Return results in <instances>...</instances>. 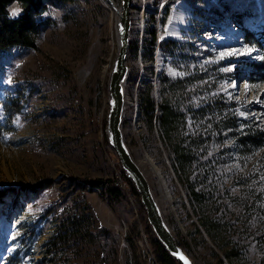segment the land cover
I'll return each mask as SVG.
<instances>
[{
    "label": "rangeland",
    "instance_id": "374dc122",
    "mask_svg": "<svg viewBox=\"0 0 264 264\" xmlns=\"http://www.w3.org/2000/svg\"><path fill=\"white\" fill-rule=\"evenodd\" d=\"M131 1L130 43L136 47L126 59L121 126L127 148L148 180L165 223L194 264H259L264 253V146L243 155L234 140L226 139L224 146L209 149L205 172L212 188L204 191L205 216L223 223L214 246L170 165L166 145L144 125L140 99L147 89L155 102L165 98L161 77L182 80L197 71L203 84L214 74L213 79L221 78L214 88L226 103L236 105L234 113L252 128L264 129V83L247 78L252 64L263 59L262 50L246 44L230 17L238 13L244 24L260 30L264 0ZM111 2L120 9L121 0ZM222 4L231 9L220 15L215 6L221 9ZM49 5L62 13H56L57 19L39 17L47 27L37 38V49L15 47L0 66V84L20 85L26 96L16 130L0 140V188L53 180L50 187L21 195L4 210L10 223L6 235L14 241L11 250H17L24 228L40 220L42 233L29 256L33 264L39 263L62 212L66 216L85 210L95 240L83 248L78 264H146L152 256L163 264L145 212L115 168L117 156L106 138L117 13L108 0ZM177 14L183 15L185 25L172 36L168 33L175 30L171 22ZM200 169H191L190 177ZM84 178H113L122 200L112 203L101 188L82 189L73 181ZM220 243L223 249H218ZM231 248L237 255L226 259Z\"/></svg>",
    "mask_w": 264,
    "mask_h": 264
},
{
    "label": "trees",
    "instance_id": "16d2710c",
    "mask_svg": "<svg viewBox=\"0 0 264 264\" xmlns=\"http://www.w3.org/2000/svg\"><path fill=\"white\" fill-rule=\"evenodd\" d=\"M57 1L59 0H19V6L23 7L24 12L18 19L9 20L6 9L13 4V0H0V66L3 57L6 56L5 53L15 47L37 49V38L47 27L46 20L39 18L40 13L46 10V6ZM215 9L222 15L231 8L222 4L221 9L217 6ZM237 14L232 13L230 17L237 27L241 28L244 41L248 45L260 48L263 54V59L259 63H251L254 70L248 73L247 78L264 83V28L251 29L244 24L245 17ZM135 47V43H130L128 53L134 52ZM212 75L214 74L208 75L209 83L203 84H200L203 77L197 74V71L192 73L189 71L182 80L161 77V88L166 95L165 98L157 103L151 97V89H147L140 99V117L148 131L153 133L155 130L158 138L166 145L170 165L184 184L195 212L197 214L199 212L201 216L198 217L201 228L212 239L213 245L217 246L219 240L217 233L221 231L223 223L220 224L216 218L210 219L205 216L207 206L204 204L208 195L204 191H210L212 188L209 180L212 178L205 172L206 163L209 161V149L215 145L225 144L226 139H232L240 147V153L243 155L251 153L264 146V129L252 128L248 122H244L234 113L236 105L226 103L224 95L214 88L221 78L213 79ZM23 89L16 84L3 86L0 84V140L16 130V115L23 110V100L26 97ZM189 127L193 132H190ZM113 161L115 168L134 195L140 212H143L135 188L124 174L118 160L115 158ZM211 165L213 164H209ZM193 168H202L194 179L189 175ZM113 180V178L73 179L82 189L101 188L102 194L106 195L108 201L117 204L122 200V194L113 185ZM52 184L53 180L47 178L32 185H9L0 188V264H33L29 256L42 233L40 228L42 221H36L31 228L25 227L17 250L12 251L14 241L9 240L6 235L10 223L9 219L5 218L4 210L15 205L21 195H35ZM77 206L78 203L75 202L74 207ZM84 211L79 210L66 216L65 212L61 211L63 218L57 222L54 233L43 244V257L37 264L41 262L78 264L84 252L83 248L91 246L95 240L90 229L92 224L90 214ZM147 228L150 230L149 226ZM199 233L201 234L202 231ZM153 243L159 250V259L163 264H179L169 256L156 239H153ZM219 245L218 249L222 248V244ZM232 255H237V251L233 248L225 252L224 257L230 259ZM259 264H264V253Z\"/></svg>",
    "mask_w": 264,
    "mask_h": 264
},
{
    "label": "water",
    "instance_id": "95a60500",
    "mask_svg": "<svg viewBox=\"0 0 264 264\" xmlns=\"http://www.w3.org/2000/svg\"><path fill=\"white\" fill-rule=\"evenodd\" d=\"M117 13L116 32L118 38L117 54L110 71L108 81V113L106 116V138L114 150L119 165L135 188L139 202L155 239L163 249L179 264H194L190 256L180 246L165 223L158 204L150 189L148 180L131 156L122 134V117L124 111V83L128 73L126 59L130 46L131 0H121L120 9L108 0Z\"/></svg>",
    "mask_w": 264,
    "mask_h": 264
},
{
    "label": "clouds",
    "instance_id": "9594fccd",
    "mask_svg": "<svg viewBox=\"0 0 264 264\" xmlns=\"http://www.w3.org/2000/svg\"><path fill=\"white\" fill-rule=\"evenodd\" d=\"M8 12V19L15 20L18 19L24 12L23 7L19 6V0H13V4L9 5L6 9ZM62 10L54 8L52 5L46 6V10L40 13L42 18L57 19L56 13Z\"/></svg>",
    "mask_w": 264,
    "mask_h": 264
},
{
    "label": "bare ground",
    "instance_id": "6f19581e",
    "mask_svg": "<svg viewBox=\"0 0 264 264\" xmlns=\"http://www.w3.org/2000/svg\"><path fill=\"white\" fill-rule=\"evenodd\" d=\"M182 16L183 15H181V14H177L173 19H172V22L171 23H173L172 25H173V27L171 26V28H174L175 30H170V27H169V30H170V32L168 33L169 35H171L172 34V36H178V34H177V31H178V28L180 27V26H184L185 24L184 23H182ZM178 22V23H177ZM177 23V24H176ZM172 74L174 75L175 73L174 72H172ZM120 176V175H119ZM118 180L122 183V181H121V179H119L118 178ZM149 264H161L160 262L158 263L157 262V260L156 259H154L153 258V256L152 257H150L149 258Z\"/></svg>",
    "mask_w": 264,
    "mask_h": 264
},
{
    "label": "built area",
    "instance_id": "2783aa9c",
    "mask_svg": "<svg viewBox=\"0 0 264 264\" xmlns=\"http://www.w3.org/2000/svg\"><path fill=\"white\" fill-rule=\"evenodd\" d=\"M145 263H146V264H149L148 258H147V261H146Z\"/></svg>",
    "mask_w": 264,
    "mask_h": 264
}]
</instances>
